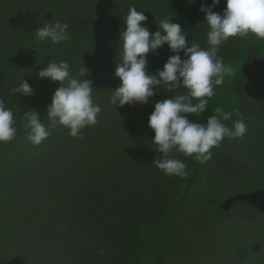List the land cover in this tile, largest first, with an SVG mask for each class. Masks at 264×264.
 <instances>
[{"label": "rangeland", "instance_id": "1", "mask_svg": "<svg viewBox=\"0 0 264 264\" xmlns=\"http://www.w3.org/2000/svg\"><path fill=\"white\" fill-rule=\"evenodd\" d=\"M202 4L212 0H0V98L17 129L15 139L0 143V264H264V40L249 33L219 47L235 75L188 119L206 124L220 108L233 112L222 123L232 128L242 117L247 134L226 137L206 163L174 151L186 176L153 166L162 154L148 126L155 102L186 94L183 85L158 87L144 105L110 103L129 8L148 17L143 25L151 33L170 18L189 44L207 49ZM225 7L220 0L212 10L223 14ZM57 21L69 24V39L38 41L35 30ZM171 55L167 44L150 52L149 73ZM51 60L66 61L76 77L86 66L83 79L93 81L102 112L82 129L83 139L58 126L34 146L23 117L35 110L49 123L47 107L60 85L37 73ZM23 75L34 95L12 93Z\"/></svg>", "mask_w": 264, "mask_h": 264}, {"label": "clouds", "instance_id": "2", "mask_svg": "<svg viewBox=\"0 0 264 264\" xmlns=\"http://www.w3.org/2000/svg\"><path fill=\"white\" fill-rule=\"evenodd\" d=\"M220 0H212L209 7L203 4L200 11L205 13L207 22V49L194 40L189 44L187 33L179 23L170 18L158 21L159 30L151 33L143 25L148 17L135 6L128 10L124 19L125 28L120 32L122 43L121 62L116 63L115 77L120 84L111 94L110 103L116 107L140 103L147 104L156 94L158 87L173 92L181 85L186 94H177L155 102L154 111L148 118V126L154 131L152 143L162 158H155L153 166L166 175L186 176L187 164L176 159L172 153L180 152L185 157H193L199 163H206L212 157L211 149L219 147L227 138H243L247 134V124L241 117L229 128L222 120H229L233 112L220 108L205 123L192 122L188 114L201 115L208 107L209 99L215 93L216 86L222 85L225 76H234L235 69L225 65L223 57L217 55L219 47L231 37H246L249 33L264 40V0H226L223 14L212 9ZM68 23H49L35 30L38 41L51 40L59 44L67 39ZM167 44L171 55L162 70L155 74L148 71L147 55ZM183 52L184 59L180 53ZM83 64L79 77L72 76L70 65L66 61L51 60L37 73L41 79L58 82L51 104L47 107L48 124L42 123L39 113L28 110L24 113V127L28 129L26 139L34 146L40 145L51 135V130L62 126L69 129L73 138L83 139L82 129L95 126L102 108L93 97V81L83 79L88 75ZM20 78L13 94L34 95L32 86ZM197 101V102H193ZM236 115L240 114L236 112ZM11 108L0 98V143L15 139L16 127Z\"/></svg>", "mask_w": 264, "mask_h": 264}, {"label": "trees", "instance_id": "3", "mask_svg": "<svg viewBox=\"0 0 264 264\" xmlns=\"http://www.w3.org/2000/svg\"><path fill=\"white\" fill-rule=\"evenodd\" d=\"M4 149V147H0V151H2ZM200 164V163H199Z\"/></svg>", "mask_w": 264, "mask_h": 264}]
</instances>
